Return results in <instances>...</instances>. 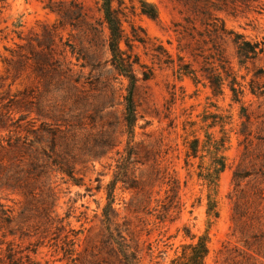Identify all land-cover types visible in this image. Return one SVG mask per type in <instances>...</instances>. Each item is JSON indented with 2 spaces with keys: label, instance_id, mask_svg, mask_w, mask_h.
I'll return each mask as SVG.
<instances>
[{
  "label": "rangeland",
  "instance_id": "obj_1",
  "mask_svg": "<svg viewBox=\"0 0 264 264\" xmlns=\"http://www.w3.org/2000/svg\"><path fill=\"white\" fill-rule=\"evenodd\" d=\"M80 2L87 15L93 20L101 17L99 0H77ZM48 0H0V139L13 135L17 125H26L33 122L34 128L41 125V122L50 123L48 128L53 127L55 120L47 117L51 110H55L60 116L72 118L80 115V144H87L92 147L95 139L103 130L109 129V123L115 120L114 116L121 117L123 111L122 96L126 93L127 80L122 76L105 82L102 77L101 84L90 86L87 77L94 78L98 70L91 72L90 68H80L79 63L72 66L73 73L80 74V87L83 95L82 100L76 101L74 97L66 93L68 83H61L57 76H50L44 71L38 73L31 65L32 61L25 60L18 54L28 53L27 47L23 45L25 39L22 37L32 36L34 29L40 30L41 23H53L57 15L44 8ZM113 6L121 14L122 27L127 35H131V26L135 31L146 39L143 45L138 41L133 42V52L139 57V64L134 69L138 77L142 76V70L152 72L149 79L139 80L135 91V102L137 109V124L135 127V141H138L140 154L148 158L157 157L161 169L167 172L178 182L177 198L174 199L172 207L163 220L157 218L162 212L163 206H167L169 198L166 196L168 185L165 180L156 179L145 186L146 202L145 209L135 213L129 203L135 192L125 189L118 183L114 191V207L119 217L125 216L138 224V255L140 264H169L172 257L178 254L183 243L195 241L191 238L193 234L206 233L209 238V254L206 264H236L226 261V256L231 252L236 254L241 248V243L236 236L232 235V206L234 198V183L232 172L241 161L243 151V136L238 135L241 128L240 103L231 100V91L227 85L222 95H213L206 83L194 82L189 76L179 77L176 73L178 68L177 45L180 34L177 30L184 26H191L186 17L194 19L197 30L202 31L203 26L194 14L186 10L178 0H113ZM142 8L153 10L156 8L159 17L151 19L142 13ZM223 19L229 29L243 33L250 40H261L264 36V10L247 11L231 15L226 12H216ZM64 29L61 34L63 39L69 37L71 42L79 45L78 30ZM106 33V30H105ZM196 33V31H195ZM79 38V39H78ZM185 43V39L181 41ZM59 44V43H58ZM161 44L171 55L172 63L159 62L153 57L152 48ZM60 45V44H59ZM84 45L86 42L84 41ZM122 48H126L121 43ZM15 50L13 60L8 50ZM30 54V53H29ZM102 58H108L109 53L105 46H100ZM226 57L231 61L237 73V79L246 84L255 70L264 67V54L256 60L248 62V68L239 67L234 56L231 44L225 46ZM182 55H184L182 53ZM165 57V56H164ZM7 60V61H6ZM75 63V59L72 58ZM184 61H192L191 57L185 55ZM81 62V60H80ZM142 64V66H140ZM199 64L193 62L194 68ZM110 66L108 65L107 68ZM112 77L115 73H109ZM244 76V79L241 78ZM264 80L263 77L259 82ZM51 82L49 92L46 91V82ZM244 106L251 113L249 124L253 152L259 149L264 150V145L259 146L255 135L260 133V123L264 120V99H258L249 93L243 99ZM112 103V105H110ZM260 106L258 107V105ZM110 112H112L110 114ZM45 114V115H44ZM215 116V117H214ZM259 116V117H258ZM222 117L226 123L223 130L229 137L225 143L223 154L226 157V168L220 173L216 189H209L204 180L198 178L197 172L200 166L210 167L211 154L206 150L207 136L219 139L223 132L219 118ZM19 118H23L18 120ZM189 121L194 122L192 126ZM53 123V124H51ZM214 124V125H212ZM122 125L117 124L116 135L120 136ZM15 131V132H14ZM89 132V134H87ZM264 134V130L261 132ZM196 136L200 140L198 156L189 159L185 164V152L188 141ZM31 138L35 139L34 133ZM122 140L119 148L124 145L126 135L120 136ZM44 139L36 146L48 147V141ZM5 142V141H3ZM205 145V147H203ZM80 155L74 163L75 177L78 183L69 180L66 175L52 172L50 183L56 192V212L63 216L68 213V221L75 229L82 230L80 241L82 246L95 242L101 233L102 208L106 202V183L112 178L115 169L114 151L99 158H91L88 151H79ZM202 155V157H201ZM151 159V160H152ZM151 162V161H149ZM247 163H243L246 165ZM248 169L251 166L247 165ZM148 169L147 165L138 164L136 173ZM246 181L242 182L244 186ZM100 186V188H98ZM264 186V184H262ZM208 195L217 200L218 217L207 214ZM0 203L6 208L13 210L18 216L19 212L26 206L25 198L18 192L0 188ZM29 222V221H28ZM27 221L18 219V228L15 236H6L5 241H12L14 249H22V253L33 248L37 241L35 227ZM34 222V221H31ZM20 232L25 235L20 237ZM2 230L0 231V239ZM39 234V233H37ZM6 243H0V260L5 258ZM237 249V251H235ZM32 258L38 264H66L58 260L60 254L49 246L47 239L39 244L36 253H31ZM236 259H240L237 257ZM7 264V263H0Z\"/></svg>",
  "mask_w": 264,
  "mask_h": 264
},
{
  "label": "trees",
  "instance_id": "obj_2",
  "mask_svg": "<svg viewBox=\"0 0 264 264\" xmlns=\"http://www.w3.org/2000/svg\"><path fill=\"white\" fill-rule=\"evenodd\" d=\"M178 1L188 12L194 14L203 26V30H197L194 19L189 16L186 17V21L191 23V26H184L179 22L175 24L182 26V29H175L176 33L180 34L177 45L179 63L176 73L179 77L189 76L196 83L201 81L206 83L215 96L222 95L227 85L231 91V100L240 103L239 115L242 120L238 135L243 136L242 141H239V144L243 142V151L241 161L232 172L235 193L231 219L232 235L238 238L241 248L235 255L229 252L225 259L236 264H264V186H262L264 184V150L259 149L258 152H253L254 149L250 148L252 144L250 138L252 131L249 127L251 113L242 101L246 89L256 98L264 99V80L259 82V79L263 77L264 67L255 70L249 81L242 84L237 79L234 66L225 54V46L231 44L238 66L247 69L248 62L264 54V36L261 40H250L243 33L227 28L223 19L216 14V12H226L236 15L250 10L260 13L264 10V0ZM99 2L102 15L92 20L77 0H48L44 8L57 15L56 21L50 24L41 23L40 30L34 29L32 36L23 38L21 33L17 34L19 39H25V43L18 47L24 46L29 49L28 53L18 55L27 61L31 60V65L36 72L46 71L50 73V76H57L59 82L68 83L66 93L74 97L76 101L83 98L80 93V91L83 92L80 88L82 86L80 74L75 76L72 68L78 63L82 69L89 67L90 74L98 70L94 78L91 79L92 76L86 78L90 86L103 83L102 77L105 74V82L122 76L127 80V85L121 102L122 116L116 117L113 112L115 120L109 123V129L99 133L92 147L80 144V129L83 127L80 123V113L75 116L77 120L75 122L72 120L74 116L66 118L54 112L55 110L46 114L47 117L55 120L53 127L48 128L47 125L50 123L46 121L41 122L37 128L31 124L33 122H27L24 126L17 125L15 129L18 130L14 131L13 135L7 136L5 140L0 139V188L18 191L26 202V206L22 208L18 216L13 214V210L0 203V231L2 230L0 243L7 244L6 260H0V263L38 264L30 252L36 253L39 244L47 239L49 246L54 247V251L60 254L58 260L66 264H140L138 231L136 230L138 224L125 216L120 218L114 207V191L117 184L121 183L123 188L135 192L129 205L133 212L138 213L145 209L147 192L145 186L156 179L165 180L168 185L166 192L169 194L166 197L169 198V202L167 206H163L162 212L157 214L160 220L166 217L174 199L177 198L178 182L161 169L156 156L151 158L152 160L146 155L142 156L138 149L139 143L135 141V127L138 119L135 91L138 81L149 79L152 72L142 70V76H137L134 67L140 62L138 55L133 52V42L138 41L145 45L146 39L140 36L133 26H131L130 36L125 33L121 14L113 6V0H99ZM142 13L153 20L159 17L156 8L153 10L142 8ZM67 27H70V30H78L79 37L82 38L78 46L69 39L73 35L71 31L68 32L69 37L66 40L63 39L61 32ZM184 39L185 43L182 44L181 41ZM122 42L126 46L125 49L121 46ZM100 46H105L109 53L108 58H102ZM152 50L153 57L159 62L172 63L171 55L161 44L155 45ZM8 51L10 58L6 60L7 65L16 55L15 50ZM185 55L191 57L192 61H184ZM72 58L75 59V63ZM193 62L200 65L198 69L193 67ZM108 65L109 68H107ZM109 73H115V75L107 76ZM241 78L244 79V76ZM50 87L51 82H46L45 90L49 92ZM261 116L263 117L264 113ZM20 119L23 118L18 120ZM219 120L223 135L219 139L207 136L206 150L211 154V166L207 168L200 166L196 173L209 189H216L220 173L227 165L223 151L229 137L223 130L226 121L222 117ZM119 123L122 125L119 135H126L121 149L119 146L122 140L115 131ZM188 123L190 126L194 124L192 121ZM263 130L264 120L262 119L260 131ZM261 132L254 136L258 147L264 145V134ZM33 133L35 139L31 138ZM46 138L48 147L35 145ZM199 144L200 140L196 136L188 141L185 152L186 165L189 164L190 158L198 156ZM83 150L88 151L91 158H99L114 151V156L111 158L115 161L113 176L105 185L106 202L101 213L100 236L95 242L84 246L79 237L82 230L71 226L67 220L68 213L60 216L56 212L57 196L49 181L51 173L57 172L78 183L74 163L80 155L79 151ZM243 163L247 164L243 165ZM138 164L148 166V169L140 173V178L136 173ZM247 165L251 166V169H248ZM244 181L246 182L242 186ZM208 198L207 214L218 217L217 200L210 195ZM19 218L21 221H29L27 226L35 227L34 235H37V241L33 243V248H26L28 252L16 256L23 250L16 251L12 241H5V238L8 235H16L18 228L15 226L18 225ZM20 233V237L25 235L24 232ZM191 238H195V241L183 243L180 252L170 259L169 264H206L209 254L208 235L193 234ZM237 257L240 259H236Z\"/></svg>",
  "mask_w": 264,
  "mask_h": 264
}]
</instances>
